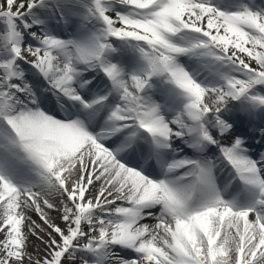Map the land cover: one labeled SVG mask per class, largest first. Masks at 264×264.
I'll return each instance as SVG.
<instances>
[{
    "label": "snow or ice",
    "instance_id": "1",
    "mask_svg": "<svg viewBox=\"0 0 264 264\" xmlns=\"http://www.w3.org/2000/svg\"><path fill=\"white\" fill-rule=\"evenodd\" d=\"M0 264H264V0H0Z\"/></svg>",
    "mask_w": 264,
    "mask_h": 264
},
{
    "label": "bare ground",
    "instance_id": "2",
    "mask_svg": "<svg viewBox=\"0 0 264 264\" xmlns=\"http://www.w3.org/2000/svg\"><path fill=\"white\" fill-rule=\"evenodd\" d=\"M50 215H51V217L53 219H55L57 221V223H59V220L57 219L58 214L56 212H51ZM32 218L34 220H36L37 223L40 222L38 216L35 213H32ZM37 248L41 249V251H42L43 245L35 237H31L30 240H29V251L30 252H35V250Z\"/></svg>",
    "mask_w": 264,
    "mask_h": 264
}]
</instances>
